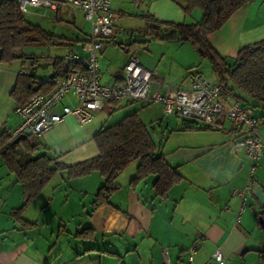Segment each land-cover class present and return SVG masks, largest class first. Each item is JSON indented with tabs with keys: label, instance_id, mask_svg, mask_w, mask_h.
<instances>
[{
	"label": "crops",
	"instance_id": "0c3cea01",
	"mask_svg": "<svg viewBox=\"0 0 264 264\" xmlns=\"http://www.w3.org/2000/svg\"><path fill=\"white\" fill-rule=\"evenodd\" d=\"M143 1L109 0L115 28L96 51L100 82L121 83L124 65L135 55L152 72L151 93L184 90L191 74L201 72L196 67L200 56L190 43L179 41L172 32L163 31L161 37L147 35L143 17L150 15L168 24L189 23L198 21L202 11L194 8L186 12L185 0H145L148 5L141 10ZM131 12L144 22L127 25L125 17ZM23 14L27 21L54 36V41L27 46L23 57L0 63V134L11 133L20 125L14 109L24 98L11 93L21 75L47 80L54 72L55 58L69 52L87 54L90 31L85 29L80 10L60 8L53 13L28 7ZM59 29L70 34L59 33ZM131 34L149 40L130 47L127 42ZM207 39L214 50L230 58L241 47L264 40V0H248ZM210 80L216 81L214 74ZM222 96L225 102H232ZM68 103L69 99L62 100L55 111L60 113L62 105ZM131 103L121 100L104 104L84 125L72 115L64 116L37 137L36 153L58 156L57 161L65 165L97 155L94 137L108 126L111 117L107 115ZM135 103L140 108L131 104L135 107L132 111H119L116 118L137 111L145 123L149 115L151 137L158 141L155 143L165 161L178 172V179L162 193L153 187L154 174L133 185L130 179L138 164L133 160L118 175L119 187L109 202L93 206L103 177L96 171L76 177L58 171L24 204L22 187L0 154V264H162L163 251L168 264H177L187 258L194 243L197 247L192 264H217L210 259L217 249L224 254L226 264H264L260 255L264 228L252 211L257 201L249 208L232 193L247 182L264 189V154L256 161L250 180V161L237 146L241 133L228 120L218 128H184V120L175 113L165 115L160 103ZM252 113L261 117L262 111ZM258 133L264 140V121Z\"/></svg>",
	"mask_w": 264,
	"mask_h": 264
},
{
	"label": "trees",
	"instance_id": "16d2710c",
	"mask_svg": "<svg viewBox=\"0 0 264 264\" xmlns=\"http://www.w3.org/2000/svg\"><path fill=\"white\" fill-rule=\"evenodd\" d=\"M247 2L248 0H185L183 9L186 12L194 8L201 9L202 16L198 21L168 24L147 15L146 31L147 35L155 37H161L163 31L172 32L179 41L190 43L198 55L209 62L216 82L222 85V95L236 101L243 108L261 110L259 118L262 122L264 40L241 47L237 55L230 58L214 50L207 39L210 33L218 30L236 9ZM52 41L54 36L26 20L18 8L17 0H0V63L23 57V49L27 46L48 44ZM73 67L83 69L77 64ZM67 70L64 57L55 58L53 77L63 78ZM54 86L48 79L37 81L23 74L11 94L24 98L19 100V105L38 92H50ZM182 119L184 128H213L195 118ZM13 139L11 133L1 132L0 154L22 187L24 204L32 200L58 171H65L68 177L98 172L103 177V183L94 195L93 206L109 202L111 193L119 187L116 181L118 175L133 160L138 161L135 175L130 179L133 185L147 175L154 174L153 187L157 193H162L179 177L176 169L165 161L149 128L139 119L137 111L126 114L119 121L97 132L94 137L97 155L73 165L58 162V156L36 153L39 142L32 134L17 143H12ZM260 255L264 257V249L260 250Z\"/></svg>",
	"mask_w": 264,
	"mask_h": 264
},
{
	"label": "built area",
	"instance_id": "2783aa9c",
	"mask_svg": "<svg viewBox=\"0 0 264 264\" xmlns=\"http://www.w3.org/2000/svg\"><path fill=\"white\" fill-rule=\"evenodd\" d=\"M17 4L21 12H25L28 7L48 9L53 13L60 8L78 9L90 24V34L85 56L76 52L64 56L68 67L65 77L56 78L52 73L49 75L48 81L55 84L50 92H38L15 107L14 111L21 122L11 132L12 138L25 128L39 137L66 115H72L80 125H84L92 121L95 111L114 101L158 102L165 115L175 113L183 118H195L211 127H221L223 120H228L232 128L241 133L237 146L244 149L250 161L248 176L252 180L255 163L264 154V140L258 133L261 118L236 101L225 102L220 83L193 72L186 89L163 95L151 93L152 72L142 66L135 55H131L125 63L121 83H101L96 51L102 47L104 40L112 36L115 28V14L109 6V0H17ZM74 64L83 69L73 67ZM64 99H69V103L62 105L60 113L56 112L55 107ZM250 189L251 184L247 182L242 189H233L232 193L243 199ZM196 247L197 243H194L189 248L187 258L177 264H192ZM163 259L162 264H168L165 251ZM210 259L217 264H226L225 256L219 249L214 251Z\"/></svg>",
	"mask_w": 264,
	"mask_h": 264
},
{
	"label": "rangeland",
	"instance_id": "374dc122",
	"mask_svg": "<svg viewBox=\"0 0 264 264\" xmlns=\"http://www.w3.org/2000/svg\"><path fill=\"white\" fill-rule=\"evenodd\" d=\"M146 1L144 0L143 1V7L141 8V10H146V8H145V6H146V4L148 5V2L147 3H145ZM131 15L130 16H127V17H125V18H127L126 19V21H125V23L128 25H136L137 23H139V22H142L143 20L144 21H146V19H145V17H143V20L138 16V15H136V13L135 12H131L130 13ZM161 19V18H160ZM85 23H84V25H85V29H86V31H90V25H89V23L86 21V19L84 18V20H83ZM143 21V22H144ZM57 32H59V33H62V32H65V33H67V34H70V32H67L68 30H66V29H59V30H56ZM155 39V38H154ZM153 41H155V40H153ZM152 41V42H153ZM151 44V43H150ZM157 45H154V47L156 48V49H159V47L157 48L156 47ZM159 52V51H158ZM160 53V52H159ZM197 68L208 78V79H213V72L211 71V69H210V66H209V62L207 61V59H205V58H202V57H198V59H197ZM104 62V64H105V61H103ZM164 64L162 63L161 64V66H163ZM167 65H168V63H167ZM162 68V67H161ZM164 69H166V68H164ZM135 102H137V101H135ZM131 103V104H133V105H135L136 103ZM124 104V103H123ZM131 104H125V105H122L120 108H117L110 116L109 115H107V117H111L110 118V120L108 121V125H110V124H114L115 122H117V121H119L120 120V118H116L118 115H116V113L117 112H119V111H127L128 109H131L130 111H132V109H134L135 107L133 106V105H131ZM135 106H137L138 108H140L139 106L140 105H135ZM136 107V108H137ZM123 111V112H124ZM103 113V112H102ZM175 116V115H174ZM121 117H123V116H121ZM146 118V120L148 121H146L145 123H146V125H147V127L150 129V120H148L150 117H149V115L148 116H145ZM165 119H168V118H171V117H164ZM174 118V117H173ZM178 119H182V117H177ZM155 139V138H154ZM155 142L156 143H158V141L155 139ZM57 192H59V191H57Z\"/></svg>",
	"mask_w": 264,
	"mask_h": 264
},
{
	"label": "water",
	"instance_id": "95a60500",
	"mask_svg": "<svg viewBox=\"0 0 264 264\" xmlns=\"http://www.w3.org/2000/svg\"><path fill=\"white\" fill-rule=\"evenodd\" d=\"M175 35H173L174 37ZM147 37H133V34L129 36L127 46H132L134 44H139L144 41H148ZM31 135V131L28 128H25L20 134H18L13 140L12 143H17L26 136ZM254 200L257 201V206L252 208V211L257 216L259 224L264 228V189L259 184H253L251 190L243 198V204L249 208L253 206Z\"/></svg>",
	"mask_w": 264,
	"mask_h": 264
}]
</instances>
